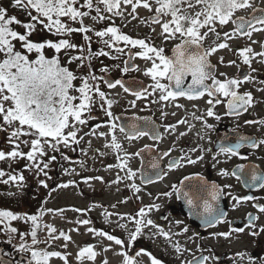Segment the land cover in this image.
I'll return each mask as SVG.
<instances>
[{
	"label": "snow or ice",
	"instance_id": "snow-or-ice-1",
	"mask_svg": "<svg viewBox=\"0 0 264 264\" xmlns=\"http://www.w3.org/2000/svg\"><path fill=\"white\" fill-rule=\"evenodd\" d=\"M78 3L79 0H12L11 6L13 8H21L28 11V15L30 16L28 22L20 21L15 16H8L7 9L0 7V121H2L0 123V130L10 132L8 141L13 144L11 151H0V161H15L17 158H26L28 161L33 162L32 167L36 168L38 173L43 172L47 175V172L44 170L49 168V164L56 157L52 156L48 162H43L41 167L37 161L38 158L44 157L47 154L44 145L56 151L58 150L57 145L61 143L65 146H68L69 143L78 144L76 124L84 125L87 123L84 118V113L91 111L94 103V95L98 96L102 101V109L110 121L119 119L114 118L112 112L109 111L112 107V101L105 98V93L100 90L99 86L91 83L97 77L91 75V73L87 77H79L82 81L81 86L75 87L73 81L78 79V77L69 68L62 66L58 56L49 59L44 54L45 48L54 49L56 53H60L62 50L77 49L78 46L76 44L71 43L67 38L59 39L58 42L51 40L37 42L30 39L36 30V24H41L53 35L65 36L66 34L79 32L85 34L83 37L85 41H90L91 37L87 33L94 30L84 26L83 23V17H87L89 11H81L80 9L86 8L91 10L93 7L92 0H84L80 7H77ZM97 3L104 5L106 12L117 16L123 15L119 11L121 3L131 5L133 13H135L139 6L149 11L153 10L147 0H143V3L142 0H97ZM185 3H187L189 8L199 6V10H196L192 15L183 14L177 5ZM156 4L158 5L155 8L156 16L153 17L152 22L160 24V35L165 40H174L177 34L180 38V43L172 49L171 57L165 56L162 48L149 45L145 39H132L128 35L123 34L115 26L107 27L103 31H95V36L97 37H109V39L103 41L104 44L108 48H115V51L118 53L124 52V48L115 47L121 42L125 46L130 45L132 48L138 47L142 50L137 55L141 59L152 61L151 67L144 70V75L150 77L153 81L148 86L151 88V92L148 91V88L134 90L126 86L123 80L119 79L115 82L106 81L107 86L109 88L120 86L124 92L135 96L136 99L146 98L157 92L159 93V101H175L180 97L188 100H197L207 96L209 97L207 100V104L209 105L207 116L215 117L217 120L220 119V116L216 115L213 107L215 104L221 103V97L227 99V104L225 105L227 115L239 116L242 114L241 110L247 111L248 108L252 107L253 97L251 93L241 95L238 92L239 86L243 81L228 78L227 76L223 80L218 79L208 57L218 49L229 48L226 41L235 36L244 35L251 39L254 32H264V10H259L261 11V15H253L251 18L242 16L234 18L238 11L253 8L252 0H194V3L193 0H156ZM95 10L97 16L93 17L94 20L106 19L105 16L100 15L101 10L99 7ZM253 10L254 12L256 11L254 8ZM33 11L36 15L31 14ZM161 17H170V19L164 20L161 23ZM62 18H67L73 23L78 22L80 27H72L64 23ZM229 23L235 26V30L232 33H223L225 42L215 43L214 41V46L204 48L203 45L209 33L214 34L216 39L219 40L221 34L216 26L223 27ZM12 25H19L25 31L23 33L18 32L11 27ZM16 43L20 44V47L24 50L23 52L17 50ZM252 43H256V41L253 40ZM261 47L264 48V44ZM80 51H83V49H80ZM33 52L37 56L35 59H30L28 54ZM89 55H92L90 50ZM95 55L107 56L109 53L100 51L95 53ZM238 55L242 59V62L251 68L254 55L264 57V51L253 54L251 47H244L238 52ZM69 56L68 63H72L73 61L82 62L85 59L83 55L75 56L69 53ZM112 58L117 59L118 57ZM221 62H223V58H221ZM124 63L125 67L122 69V72H128L130 70L128 61ZM230 63H235V61H231ZM101 71L104 72L107 69H101ZM252 71H255V69H252ZM221 75L224 74L221 73ZM189 76L191 77V82L185 85V80ZM250 79L251 77H245V80ZM162 81H167V83H162ZM73 93H78L79 95H74ZM76 101H79V103H76ZM104 104L107 105V108H103ZM131 104L135 107V100L131 101ZM176 107H181V105L177 104ZM132 119V123L127 126L122 125L119 128L120 132L124 134L128 141L143 136H149L150 139L157 141L161 138L155 128H141L134 122L137 118ZM184 122L180 121V123ZM150 123V121H146V124ZM246 123H259L264 125V120L246 121ZM108 126L110 128L109 134H111L112 138L111 142L106 144L105 147L116 150L117 152L122 151V145L113 134L117 128V124L113 122L109 123ZM97 127H100V125H97ZM171 127L174 128L175 126ZM205 127L211 128L212 125L206 124ZM94 132L95 129H93ZM23 136L31 137L30 141L21 140ZM16 141H20L26 146L30 144V150L26 153L21 151L20 143H16ZM261 145H264V139L256 141L251 137L240 135L235 143L228 144L222 141L217 147L219 150L218 154H222L229 159L233 156H238L240 159H247V157L240 155L239 150L245 146L255 149ZM143 151L144 149H141L140 152H136L134 155L138 156ZM163 155H168V153L165 152ZM117 159L119 161L121 158L118 156ZM198 159H203V157H198ZM187 163L195 164L197 160L188 158ZM115 166L121 170L127 169V171L125 177L121 178L118 176L114 183H119L121 179L132 180L136 175V172L128 168L127 159L119 162ZM177 166H180L179 160L172 161L169 164L170 170ZM152 168L158 169L159 165L153 162ZM5 175L6 173L0 170V177H4ZM219 175L228 176L229 172L221 169ZM231 175L245 187L264 188V173H259L256 166H251V171L249 172L246 170L245 165H239L236 170L231 172ZM162 178L163 176L157 173L156 179ZM95 179L101 178L96 177ZM185 179L191 178L186 177ZM199 179L204 184L203 177ZM9 181L17 184L18 187H23L24 177L22 175H8L7 180L0 182L7 184ZM146 182L152 183L154 181L149 177ZM40 183L43 187H48L43 181H40ZM68 186V184L59 185L61 188H67ZM130 187L135 192L140 191L134 183ZM225 187L230 188L231 185H225ZM173 190L177 193V199L183 197L189 208L201 207L197 203V200L203 199V212L199 215L208 226L212 227L219 223L228 222L225 220L227 213L219 207V200L223 192L217 185L212 184L211 186H206L207 198L203 196L198 197L193 192H181L175 186H173ZM167 195L170 196L171 193H167ZM231 198L235 201L233 205L234 209L242 202L255 199L252 196L239 197L235 195H231ZM113 207L115 206L113 205ZM153 207L159 209V205H154ZM253 207L259 213H264V206L254 204ZM49 211L51 210L49 209ZM137 215L143 218L147 213L141 208ZM123 218L121 217V219ZM17 219H26L32 222L34 225L30 233L32 245L38 244L40 241L37 239V229L39 228L37 215L20 217L11 211L0 210V221ZM128 219L132 218L128 217ZM257 219V216H253L251 213L248 214L246 226L252 229L249 232L251 236H259L261 232H264V227H261L259 231L255 230L256 225L254 222ZM78 223L87 225L90 221L82 220L78 221ZM146 224L155 227L153 221L150 219L146 221ZM135 225V231L129 234V246L141 235L145 221L143 219L136 220ZM46 227L50 239L59 238L53 236V233L57 231L54 227L50 225ZM121 227H124V225H121ZM9 231L15 233L17 229L10 228ZM88 231L94 232L95 235L105 237L108 241H113L116 245L124 247L122 240L104 231H96L92 228H89ZM231 231L243 232L244 228H234ZM162 235L167 237V233H162ZM60 236L63 237L65 242L71 239L63 232L60 233ZM213 236L227 239L230 236V232L214 233ZM23 238L24 236L21 234V239L23 240ZM66 246L67 243L65 244ZM19 250L31 252L29 264H48L51 257L64 259L59 252L37 250L24 244L20 245ZM105 251H108V249L105 248ZM177 251H180L179 247H177ZM141 254L149 256L151 264H161V261L151 257V254L144 250L136 253L137 256ZM96 255L97 253L93 250V247L89 245L81 248L76 258L77 260H81L86 257L89 261H93ZM119 255L124 257L123 264H134L132 258L128 257L125 252H121ZM208 259L206 256L200 259L193 258V261L189 262V264H205V261ZM0 264H3V262H0ZM104 264H107V261Z\"/></svg>",
	"mask_w": 264,
	"mask_h": 264
},
{
	"label": "rangeland",
	"instance_id": "rangeland-1",
	"mask_svg": "<svg viewBox=\"0 0 264 264\" xmlns=\"http://www.w3.org/2000/svg\"><path fill=\"white\" fill-rule=\"evenodd\" d=\"M83 2L84 0H79L77 7H80ZM147 2L151 4L152 11L139 6L133 13L131 5L121 3L119 11L123 15L117 16L106 12L104 5L98 4L97 0H92L93 7L91 10L80 9L81 11H89V15L83 17V23L84 26L94 30L87 33L91 37L90 41H85L83 39L85 34L79 32L66 34L65 36L53 35L41 24H36V30L30 39L37 42L44 40L58 42L59 39L67 38L71 43L76 44L78 46L77 49L62 50L60 53H56L54 49L45 48L44 54L49 59L58 56L61 63L78 77V79L73 81L75 87L81 86L82 81L79 77H87L89 73L97 77L91 83L99 86L100 90L105 93V98L112 101V107L109 111L112 112L113 117L121 112L143 111V113L146 112L151 115L159 114L166 119L165 124L168 122L173 123L178 116L175 115L172 118L170 114H177L179 110L172 108L171 103L168 101H159L158 92L142 99L129 98L119 90L107 92L99 78L103 73L101 69H107V71L115 73L113 74L114 77L121 75L123 60L121 54L116 52L115 48H110L113 51L109 53V48L102 42L109 39V37H97L95 36V31H103L107 27L115 26L132 39L145 37L146 43L163 49H171V45L180 39L177 34L176 39L165 40L160 35L161 26L149 25L148 21L152 16L156 15L155 8L158 5L156 0H147ZM252 3L255 7H264V0H252ZM11 4L12 0H0V7L7 9L8 16H15L23 22L30 20L27 10L13 8ZM97 7L101 10L100 15L105 16L106 19H93V17L97 16L95 10ZM177 7L181 9V13L188 15H192L196 10H199V6L189 8L187 3L177 5ZM249 10L238 11L234 18L244 15ZM31 14L36 15L34 11ZM162 18L163 21L170 19V17ZM62 20L72 27H80L78 22L73 23L67 18H62ZM11 27L21 33L25 31L19 25H12ZM216 27L221 34V38L217 40L214 34L209 33L206 39L209 47L214 46V41L215 43L225 42L223 33L231 32V23L223 27L219 25ZM263 37L264 32H254L251 39L246 37L240 40L233 37L227 40L229 48L218 49L214 53L220 62L221 58H223L224 64H221L223 65L221 70L225 73H230L234 70V67L229 64L231 61L240 58L238 54L233 52L235 49L251 47L253 54L258 53L259 42ZM253 40L256 43H252ZM94 44L106 49L107 53H109L107 56H110L111 59L104 60L96 57L88 60L84 54L88 55L89 51L83 47L92 48L95 46ZM120 45L124 44L121 42ZM16 48L21 52L24 51L19 43H16ZM80 49H83V51H80ZM69 53L75 56L83 55L85 59L82 62L73 61L68 63L70 59ZM28 55L30 59H35L37 56L35 52ZM237 56L238 58H236ZM112 57L118 58L113 59ZM133 63L139 69L137 73H144L145 69L151 67L152 61L138 57ZM251 65L255 67L257 73H264V63L257 55H254ZM138 76H144L151 84L153 83L150 77L143 74H138ZM149 92H151V88H149ZM73 94L79 95L78 93ZM93 98L94 103L91 111L84 113L87 123L84 125L76 124L78 144L69 143L68 146H65L61 143L57 145L58 150L56 151L44 145L47 154L38 158L37 162L40 163V166L42 167L43 162H48L52 156L56 157L49 164V168L44 170L47 175L43 172L38 173L37 169L32 167L33 162L28 161L26 158H17L15 161H0V170L6 173L4 177H0V181L7 180L8 175H22L24 177L23 187H18L17 184H13L11 181L7 184L0 182V210L11 211L20 217L37 215V223L41 216V243L38 248L32 245L30 239V233L34 227L31 221L17 219L5 220L4 223L0 222V243H3L7 248L6 254L8 257L12 252H16L31 260L30 251L19 250L20 245L24 244L37 250L59 252L64 257V259L51 257L48 264H104L105 261H107V264H123L124 257L119 255L121 252H125L128 257L132 258L134 264H151L149 256L136 255L141 250L150 253L151 257L161 261V264H186L194 255L200 252L209 257L211 264H215V256L232 255L240 247L248 245V242L240 240L238 237L226 240L213 236L214 233H219L220 231L208 233L207 238L209 239L202 242L201 236L195 230L189 228L185 221L179 217L175 218L172 197L165 195V197L157 198L156 196V193H163L168 190L165 187L168 182L174 179V176H170L167 179V183L151 189H141L139 187L137 174L132 180L121 179L119 183H114L118 176L121 178L125 177L127 171V169L121 170L115 166L119 162L127 159L128 168L136 172L137 163L134 153L141 147L142 142H127L115 129L113 134L122 145L123 150L117 152L105 147L106 144L111 142L112 138L111 134H109L110 128L108 125L109 123H115V121L109 120L102 109V101L99 97L94 95ZM133 100H135V107L131 104ZM155 100L158 103L155 104L153 102ZM76 103H79V101H76ZM103 108H107V105L104 104ZM210 122L212 123L213 120H210ZM97 125H100V127H97ZM93 129H95L94 133ZM9 135L10 132L0 130V151L8 152L13 149V144L8 141ZM30 139L31 137L27 136L21 137V140L30 141ZM16 143H20V150L25 153L30 150V144L26 146L20 141H16ZM118 156L121 158L119 161L117 159ZM96 177L101 179H95ZM40 181L46 183L48 187H43ZM133 183L140 189L139 192H135L130 187ZM61 184H68L69 186L61 188L59 187ZM154 205H159V209L153 207ZM141 208L147 213L143 218L137 215ZM43 209L45 211L42 216L40 213ZM163 215H167L164 221L160 220ZM121 217L124 218L121 219ZM128 217L132 219H128ZM140 219L145 221V226L142 227L141 235L129 246V234L135 231V221ZM149 219L153 221L155 227L146 224ZM82 220H89L90 223L87 225L78 223V221ZM48 225L57 230L53 233V236L59 237L58 239L49 238L46 227ZM121 225H124V227H121ZM10 228H16L17 231L11 233L9 231ZM89 228L96 231H104L122 240L124 247L116 245L113 241H108L105 237L95 235L94 232H89ZM61 232L71 239L65 242L63 237L60 236ZM162 233H167V237L162 235ZM21 234H23L24 240L21 239ZM66 243L67 246L65 247ZM89 245L97 253L95 260L89 261L86 257L77 260V253L80 249ZM177 247L180 249L179 252ZM203 247L207 249H203ZM105 248L108 251H105ZM234 260L235 258H232L230 260L231 263L235 264Z\"/></svg>",
	"mask_w": 264,
	"mask_h": 264
},
{
	"label": "flooded vegetation",
	"instance_id": "flooded-vegetation-1",
	"mask_svg": "<svg viewBox=\"0 0 264 264\" xmlns=\"http://www.w3.org/2000/svg\"><path fill=\"white\" fill-rule=\"evenodd\" d=\"M254 9L262 8L261 6H253ZM253 8L245 13L244 15L237 16L251 18V13ZM149 25L160 26V24L151 23ZM161 23H163V18L161 17ZM235 30V26L231 24V32ZM247 36L240 35L235 36L236 39H245ZM138 39V38H136ZM141 39H145L141 38ZM147 42V40L145 39ZM103 42V41H102ZM104 43V42H103ZM180 43V39L177 40L176 43L171 45V49H163V54L165 56H169L172 49ZM264 44V37L259 42L257 52L264 51V48L261 45ZM95 45V44H94ZM155 46V45H153ZM204 48H209L208 43L204 42ZM116 47L124 48V52L120 53L121 58L123 60V68L124 62L128 60L129 55H131V61L134 62L139 55L138 52L142 51L141 49L132 48L130 45H120L118 44ZM85 50H90L92 55L84 54L88 60L94 59L96 57L101 59H111L110 56H96L95 53L104 51L107 52L106 49H102L99 46H94L92 48L83 47ZM160 48V47H157ZM242 50L240 48L235 49L233 52L238 54V52ZM113 51V49L109 48V53ZM261 61L264 63V57L257 55ZM238 58V56L236 57ZM210 64L213 66V70L218 79L223 80L225 76L228 78L240 79L243 81L239 86L238 92L243 95L244 93H251L253 97V106L248 108L247 111L241 110L242 114L239 116L235 115H227V99L221 97V103L215 104L213 107V111L216 115L220 116V119L217 120L215 117L207 116V109L209 105L207 104V100L209 97L204 96L197 100H188L184 97L177 98L175 101H168L171 103V107L178 109L179 113L170 114L173 118L175 115L178 116L177 120L173 123H166V119L162 116L151 115L143 111L141 112H121L115 114L114 118L119 116H136L138 119H150L160 135V139L152 140L149 136L139 137L132 141H140L142 142L141 147L138 148L137 152H140L141 149H144L143 152L139 156H136V174L138 179V185L141 189H151L156 186H161L164 183H167V179L170 176H174V179L171 182H168L166 185V191L163 193H156L158 197H165L167 193H171L172 201L175 208V218L179 217L183 221L187 223V226L193 230H195L200 236L201 241L207 240L208 233L220 231L219 233L230 232L229 238L226 240H230L233 237H238L240 240H245L248 242V245L242 246L238 249V251L234 254H227L221 256H215V264H233L231 263V259L235 258V264H264V232H261L259 236H251L249 232L252 230L247 227V217L248 214L251 213L253 216H257L258 219L254 222L256 225L255 230L259 231L261 227H264V213H259L256 208L253 207L254 204L264 206V188L259 187H245L241 182H239L235 177L231 175V172L236 170L239 165H245L247 171H251V166H256L259 173H264V145H261L255 149H251L248 147H242L239 152L241 156L247 157V159H240L238 156H233L231 159L227 158L222 154H218L219 150L217 145L222 141L228 144L235 143L240 135L251 137L256 141L264 139V125L259 123H246V121H261L264 120V73H257L255 67L251 65L249 68L248 65L242 62V59H236L235 63H230L234 67V70L230 73L223 72L221 64L224 62H220V60L213 53L210 57H208ZM228 64V63H227ZM137 66L133 71L122 72L121 75L114 77L113 74L109 71H104L101 75L100 81L105 87L107 92H111L114 90L121 91L126 97L136 98L135 96L130 95L129 93L124 92V90L117 86L115 88H107V86L103 82V78L105 75L110 76L114 80H124V81H134L140 80L146 83V88L149 91V85L151 82L144 78V76H138ZM255 69V71H252ZM223 73L224 75H221ZM251 77L250 80H245V77ZM191 82V77H187L185 80V85ZM162 83H167V81H162ZM210 83V81H209ZM137 84V83H135ZM144 87V85H143ZM139 90V88H138ZM155 104L158 103L155 100ZM179 104L181 107H176ZM210 120H213L211 123ZM117 124V131L120 135L124 137L127 142L128 141L124 134L120 132L119 125L117 119H114ZM180 121H185L184 123H180ZM212 125L211 128L205 127V125ZM126 126V125H125ZM171 126H175L174 128ZM144 127V126H143ZM167 129V130H166ZM165 152L168 155H163ZM146 153V154H144ZM203 157V159H198V157ZM215 157V159H214ZM183 158V159H182ZM191 158L193 160H197L195 164L187 163V159ZM180 161V166L169 168V164L172 161ZM153 162L159 165L158 169H153L149 167V164H153ZM221 169H224L229 172L228 176H221L219 172ZM163 178L158 182L147 183L149 177L156 179V175L153 173L155 171H160ZM186 177L191 178V180H200V177H203L204 184L212 185L215 184L219 188L222 189L223 195L221 196L222 210H224L227 215L225 220L227 223H219L214 228L208 229L206 231H199L197 226H191L188 224L187 219L178 211V206L176 203V192L173 190V186L177 189L180 183L185 180ZM196 182V181H195ZM225 185H231L230 188L225 187ZM244 197V196H252L255 197L253 200L242 202L239 206H236L235 209L233 205L235 201L232 200L231 195ZM169 196V195H168ZM169 196V197H170ZM156 198V197H155ZM167 215H163L160 220L164 221ZM234 228H244L243 232H235L231 231ZM225 239L224 237H221ZM1 244V243H0ZM4 251L3 254L5 257H8L6 254L5 246L3 245ZM203 249H207L204 248ZM15 252H12L9 255V258H15ZM243 254V255H240ZM198 256H206L204 253L200 252L197 255H194L193 258ZM191 258L186 264L192 262ZM209 258V257H208ZM205 264H211L209 259L205 261Z\"/></svg>",
	"mask_w": 264,
	"mask_h": 264
},
{
	"label": "water",
	"instance_id": "water-1",
	"mask_svg": "<svg viewBox=\"0 0 264 264\" xmlns=\"http://www.w3.org/2000/svg\"><path fill=\"white\" fill-rule=\"evenodd\" d=\"M259 10H263L261 8H258L255 12L254 10L252 11L251 13V16L253 15H261V11ZM250 16V17H251ZM153 18H151L149 20V22L153 23L152 22ZM172 56V51L170 52L169 56L168 57H171ZM128 66L130 67V70L129 71H133L136 66L135 64L131 61V55H129V58H128ZM124 67H125V63H124ZM103 81H104V84L107 86V83L106 81L108 82H115L110 76L108 75H105L104 78H103ZM124 81V80H123ZM125 82V85L126 86H129L131 88H133L134 90H142V88H146V84L140 80H134V81H124ZM137 83V84H135ZM144 85V87H143ZM107 88H109L107 86ZM119 119H117L118 121V125H119V128L120 126H127L128 124L132 123L133 122V119L132 118H137L136 116H119L117 117ZM146 121H150L151 123L150 124H146ZM139 127L141 128H145V129H150V128H155V130L157 131L156 129V126H154L153 122L150 120V119H136L134 121ZM144 126V127H143ZM158 132V131H157ZM153 140V139H152ZM146 154V153H144ZM137 156V155H136ZM139 156V155H138ZM149 167H152L151 164H149ZM157 173H159L161 175V170L160 171H155L153 174L154 175H157ZM155 181L154 182H158L160 181L161 179H154ZM196 181V182H195ZM191 180V179H185L183 180L178 189L181 191V192H193L195 193L198 197L199 196H203L204 198H207V192H206V185L207 184H202L200 180ZM145 184H148L145 183ZM210 186V185H208ZM199 190V191H197ZM176 203H177V206H178V211L187 219V222L189 225L191 226H197L198 230L199 231H206L208 229H211V228H214L215 226H208L207 224H205L201 218V216L199 215L200 213L203 212V208H202V204H203V199H198L197 200V203L199 205H201V207H195V208H189V206L185 203V200L183 197H181L180 199H177V193H176ZM219 207L222 209L223 206H222V203H221V198L219 200ZM3 246L2 244H0V262H3V264H15V262L17 264H29V258L19 254V255H15V262L9 258H6L3 256ZM204 256H198L196 257V259H200ZM193 261V260H191Z\"/></svg>",
	"mask_w": 264,
	"mask_h": 264
},
{
	"label": "trees",
	"instance_id": "trees-1",
	"mask_svg": "<svg viewBox=\"0 0 264 264\" xmlns=\"http://www.w3.org/2000/svg\"><path fill=\"white\" fill-rule=\"evenodd\" d=\"M62 64V63H61ZM62 66L63 67H66V66H64L63 64H62ZM44 209L41 211V215L43 216V214H44ZM1 223H4L5 222V220H3V221H0ZM38 224H39V228L37 229V239L40 241L38 244H36V245H33L34 247H36V248H38L39 247V245H40V243H41V232H42V230H41V216L39 217V222H38ZM4 227V226H3ZM30 239H31V242H32V237H31V235H30ZM24 240V239H23ZM25 253V252H24Z\"/></svg>",
	"mask_w": 264,
	"mask_h": 264
}]
</instances>
